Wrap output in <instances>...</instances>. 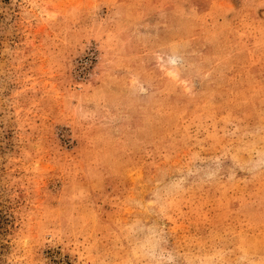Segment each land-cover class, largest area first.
Returning a JSON list of instances; mask_svg holds the SVG:
<instances>
[{
  "label": "rangeland",
  "instance_id": "374dc122",
  "mask_svg": "<svg viewBox=\"0 0 264 264\" xmlns=\"http://www.w3.org/2000/svg\"><path fill=\"white\" fill-rule=\"evenodd\" d=\"M0 264H264V0H0Z\"/></svg>",
  "mask_w": 264,
  "mask_h": 264
}]
</instances>
